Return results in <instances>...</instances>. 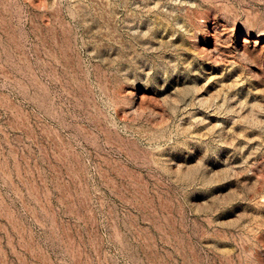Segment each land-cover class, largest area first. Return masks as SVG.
I'll use <instances>...</instances> for the list:
<instances>
[{
	"label": "rangeland",
	"instance_id": "rangeland-1",
	"mask_svg": "<svg viewBox=\"0 0 264 264\" xmlns=\"http://www.w3.org/2000/svg\"><path fill=\"white\" fill-rule=\"evenodd\" d=\"M0 264H264V0H0Z\"/></svg>",
	"mask_w": 264,
	"mask_h": 264
}]
</instances>
